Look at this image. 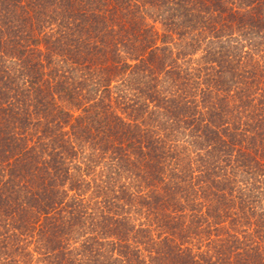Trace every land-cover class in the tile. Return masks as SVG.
I'll return each instance as SVG.
<instances>
[{
  "label": "trees",
  "instance_id": "obj_1",
  "mask_svg": "<svg viewBox=\"0 0 264 264\" xmlns=\"http://www.w3.org/2000/svg\"><path fill=\"white\" fill-rule=\"evenodd\" d=\"M0 264H264V0H0Z\"/></svg>",
  "mask_w": 264,
  "mask_h": 264
}]
</instances>
